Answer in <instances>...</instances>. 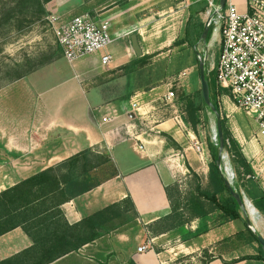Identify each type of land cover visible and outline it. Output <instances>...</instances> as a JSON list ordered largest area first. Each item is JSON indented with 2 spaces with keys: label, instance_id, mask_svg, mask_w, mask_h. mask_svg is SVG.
Segmentation results:
<instances>
[{
  "label": "crops",
  "instance_id": "obj_1",
  "mask_svg": "<svg viewBox=\"0 0 264 264\" xmlns=\"http://www.w3.org/2000/svg\"><path fill=\"white\" fill-rule=\"evenodd\" d=\"M232 1L241 12L247 10L249 0ZM197 2L52 0L47 4L49 16H58L59 23L82 14L109 21L115 46L74 62L58 57L0 88V192L90 150L92 157L108 155L116 175L64 203L61 208L68 222L77 223L127 197L138 213L124 226L50 264H128L130 259L137 264H174L184 256L202 259L205 250L213 256L209 264H264L263 259L241 260L260 254V244L236 238L245 229L243 220V226L234 221L212 225L215 215H210L171 230L163 229V224H158L157 233L150 228L172 213L173 198L193 190L191 170L207 182L210 158L204 152L202 159L194 147L197 137L177 123L175 110L167 114L161 103L165 91L134 88L121 71L137 58L170 47L182 25L187 28ZM105 53L112 56L107 65L102 63ZM136 95L149 104L148 116L133 113ZM219 103L251 166V173L239 177L240 183L236 174L233 181L254 204L264 196V136L230 94L221 95ZM162 134L172 137L181 149ZM246 211L254 230L264 235V223L252 208ZM207 223L210 229L196 236ZM32 244L21 227L0 236V261ZM142 245L148 251L139 252Z\"/></svg>",
  "mask_w": 264,
  "mask_h": 264
},
{
  "label": "trees",
  "instance_id": "obj_2",
  "mask_svg": "<svg viewBox=\"0 0 264 264\" xmlns=\"http://www.w3.org/2000/svg\"><path fill=\"white\" fill-rule=\"evenodd\" d=\"M51 1L14 0V4L9 6L7 11H4L3 17L0 19V30L13 18H16L17 21L20 20V22L24 17H29L30 20L34 18L42 19L48 15L46 5ZM205 10V4H202L200 9L191 15L190 22L186 28V38L181 41L193 42L192 30L194 28L192 27V22L196 16L195 14L197 12H204ZM202 28L201 26L200 29ZM195 29L198 36L201 37L202 30L200 31L199 25ZM174 43H180V41H175ZM151 56H142L131 64L143 63ZM56 58L22 69L9 83L29 75ZM210 81L213 99L221 114V122L230 160L234 165L238 177L243 173L249 174L251 173V166L242 153L238 142L233 138L227 126V119L222 115L220 108V96L226 93L230 94V91L227 88L218 86L213 77H210ZM178 98V110L185 125L199 136V126L203 121L204 115H206L201 90L196 93L181 94ZM162 135L166 137L175 149H181L172 137L167 134ZM206 135L210 151L207 182H203L202 178L191 170L193 190L187 195H178L172 199V213L150 225L154 233L160 230L158 224H163L162 228L165 230H171L184 226L195 218H207L210 215H215L212 219V225L243 220L241 211L227 189L222 171L217 163V136L215 140H211L210 134ZM109 163L112 165V160L108 155L102 154L101 156L92 157L90 150H84L72 156L60 166L41 171L1 191L0 236L21 227L30 236L33 244L21 252L1 260L0 264H50L64 255L79 251L84 245L95 242L100 237L110 234L112 231L135 219L138 213L130 197L97 210L74 224L68 222L64 215L61 208L64 203L70 201L76 195L94 189L106 179L116 175L115 169L109 174V177L104 179L96 178L92 175L93 171L96 172ZM61 168L64 170H61ZM234 184L237 183L234 182ZM237 186L239 187V184ZM175 188L178 187L172 186L170 189ZM254 205L264 214V196L254 203ZM209 229L210 226L207 223L205 226L199 228L195 232V235L205 233ZM236 238L247 244L252 242L259 244L257 236L246 224L245 229L236 234ZM203 256L204 258L200 259V264H209L213 260V256L207 250L204 251ZM185 258L189 259L190 257H182L174 264H184ZM250 259L264 260L261 246L259 255L241 258V260ZM128 264L137 263L130 259L128 260ZM190 264L195 263L192 262Z\"/></svg>",
  "mask_w": 264,
  "mask_h": 264
},
{
  "label": "built area",
  "instance_id": "obj_3",
  "mask_svg": "<svg viewBox=\"0 0 264 264\" xmlns=\"http://www.w3.org/2000/svg\"><path fill=\"white\" fill-rule=\"evenodd\" d=\"M216 2L209 0L207 12L216 8ZM217 17L218 42L207 74L209 78L215 79L218 86L229 89L235 105L246 112L256 124L258 133L264 136V0H249L244 12L232 0H227L213 23ZM58 20V16L49 17L64 57L69 62L106 50L114 42L107 20L96 19L88 14L77 15L64 23ZM111 61L110 54L102 56L103 64L107 65ZM175 96L170 88L161 99L171 103ZM139 97L136 95L133 98L131 107L135 115L143 118L150 113V106ZM174 114L177 123L188 129L180 113L175 110ZM194 147L205 159L198 140ZM138 251H148V246L142 245Z\"/></svg>",
  "mask_w": 264,
  "mask_h": 264
},
{
  "label": "rangeland",
  "instance_id": "obj_4",
  "mask_svg": "<svg viewBox=\"0 0 264 264\" xmlns=\"http://www.w3.org/2000/svg\"><path fill=\"white\" fill-rule=\"evenodd\" d=\"M13 1L0 0V19L3 17L4 11H7L9 6L14 4ZM202 4H205L206 10L195 14L196 16L192 22V27L194 28L192 30V43L181 41L186 38V27L182 25L180 32L176 33L178 34L176 41H180V43L173 42L170 47L165 48L163 51L151 54L152 56L147 58L145 62L134 65L129 64L123 67L121 71L123 76L126 75L128 81L132 80L134 88L140 87V90L147 91L151 87H160L165 92L171 88L176 95L173 102L169 103L164 99L161 102L164 108L168 110L167 114L168 112L169 114L170 112L172 113L173 110H177L180 113L178 110V96L196 93L201 90L199 54H203V46L199 44L200 37L195 27L197 25H199V29L201 26L204 27L210 3L209 0H198L195 11L200 9ZM49 17V13L42 19L34 18L30 20L29 17H24L21 22L13 18L0 30V87L11 82L22 69L29 68L43 61L52 60L55 57H64ZM201 30L203 31V28ZM210 41L215 51L218 42V24L216 20L214 21L213 36ZM113 46L115 45L111 44L108 48L110 49ZM193 134L195 133L193 132ZM206 134H210L211 140H215V119L208 113L204 115L203 121L199 126V136L196 134L195 136L197 137L196 140L201 143L206 157L210 158ZM112 172L113 167L109 163L104 168L98 169L94 176L104 179L109 177ZM236 177L239 182L237 172ZM188 193L189 190H186L183 194L187 195ZM234 223L243 226L240 220H235ZM199 258L198 256L194 260L191 257L189 259L185 258L183 263L190 264L193 262L198 264L200 262Z\"/></svg>",
  "mask_w": 264,
  "mask_h": 264
},
{
  "label": "water",
  "instance_id": "obj_5",
  "mask_svg": "<svg viewBox=\"0 0 264 264\" xmlns=\"http://www.w3.org/2000/svg\"><path fill=\"white\" fill-rule=\"evenodd\" d=\"M226 1L227 0H217L216 8H214L213 10L207 13V19L205 21L203 31L200 37L199 44H202L203 46V54L202 55L199 54V72H200V79H201L202 99H203V104H204L206 113L211 114L215 119V132H216L217 143H218L217 163L220 166V169L222 171V176L224 177L226 187L229 190L234 201L237 203L241 211L244 223L257 236L261 249L264 253V235H260L254 230V228L252 227V217L245 216L243 212L246 211L247 209L250 210V208H252L254 213L257 215V218L260 219L263 223H264V214L260 212V210L248 199V197L237 186V184H234L233 182V179H234L233 175L236 174V172L234 170L233 164L230 160V156L227 150L222 122H221V114L213 99L211 81L207 74L209 64H210L212 55L214 53V48L212 47L211 41H210L213 36V30H212L213 20L216 14L219 11L223 10ZM134 42L136 45L137 53L138 55H140L141 52L137 46L136 38ZM223 160H227V163H228V167H227L228 174L227 175H226V171L222 168V165H221V162Z\"/></svg>",
  "mask_w": 264,
  "mask_h": 264
},
{
  "label": "bare ground",
  "instance_id": "obj_6",
  "mask_svg": "<svg viewBox=\"0 0 264 264\" xmlns=\"http://www.w3.org/2000/svg\"><path fill=\"white\" fill-rule=\"evenodd\" d=\"M215 20H216V23L218 24V17H217ZM224 161H225V163H227L226 160H223V161L221 162V165L223 166V169L226 171V173H228V171H227L228 164H227V167H226V164L223 165V164H224ZM233 176H234V175H233ZM233 182H235V181H233ZM243 214H244L245 216H248L247 211H244Z\"/></svg>",
  "mask_w": 264,
  "mask_h": 264
}]
</instances>
